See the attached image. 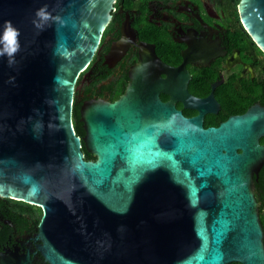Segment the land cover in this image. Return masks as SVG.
<instances>
[{
    "label": "water",
    "instance_id": "obj_1",
    "mask_svg": "<svg viewBox=\"0 0 264 264\" xmlns=\"http://www.w3.org/2000/svg\"><path fill=\"white\" fill-rule=\"evenodd\" d=\"M113 1L0 0V37L6 21L19 32L16 53L0 55V198L40 209L46 264H264L253 180L264 110L204 128L206 101L189 94L188 73L160 80L165 66L141 55L117 100L80 107L76 135V85ZM238 11L264 50V0H239ZM177 101L199 115L185 118ZM14 249L0 264L32 263Z\"/></svg>",
    "mask_w": 264,
    "mask_h": 264
},
{
    "label": "flooded vegetation",
    "instance_id": "obj_2",
    "mask_svg": "<svg viewBox=\"0 0 264 264\" xmlns=\"http://www.w3.org/2000/svg\"><path fill=\"white\" fill-rule=\"evenodd\" d=\"M238 3L239 0H114L111 19L94 57L78 79L73 110L78 107L79 112L85 102L92 100H117L141 55H154L165 66L157 71L160 80H165L167 74L177 80L180 71L188 73L189 94L206 101L204 128H216L252 107L264 110V50L248 34ZM149 71L154 73L155 68ZM159 97L162 103L169 100L164 93ZM174 107L185 118L199 115L197 108L184 107L182 102H174ZM83 136L84 131L80 137ZM259 143L264 146V137ZM263 169L264 164L253 180L255 177L258 214L264 218V190L256 187ZM34 208L37 207L0 198V230L7 231L0 253L17 248L18 254L29 251L31 264H46L36 250L39 220L35 224V218L26 214L37 215Z\"/></svg>",
    "mask_w": 264,
    "mask_h": 264
},
{
    "label": "clouds",
    "instance_id": "obj_3",
    "mask_svg": "<svg viewBox=\"0 0 264 264\" xmlns=\"http://www.w3.org/2000/svg\"><path fill=\"white\" fill-rule=\"evenodd\" d=\"M36 16L41 21H47L49 19V14L45 8H41L36 12ZM40 24H37V27H40ZM18 36L19 32L15 29L10 21L5 22L4 31L2 37H0V43L3 44V50L0 51V55L7 54L9 57H12L18 50ZM11 63V61H10Z\"/></svg>",
    "mask_w": 264,
    "mask_h": 264
},
{
    "label": "trees",
    "instance_id": "obj_4",
    "mask_svg": "<svg viewBox=\"0 0 264 264\" xmlns=\"http://www.w3.org/2000/svg\"><path fill=\"white\" fill-rule=\"evenodd\" d=\"M73 116H74L73 125H74V129H75V133L77 136L80 137L83 134V131H82L81 124L79 122L78 107H76L75 110H73ZM82 152L84 153V159L85 160H94L95 159L94 156L87 153L84 148H82ZM254 180H255V177H254ZM256 187L257 188L259 187L260 190H264V169L260 172V174L258 176V182H256ZM21 209H23V208H21ZM33 210L36 211L37 215H34L33 213H26V214L30 215L33 218V220L35 218L34 223L36 224L40 218L41 211L39 208L38 209L34 208ZM22 211H24V210H22ZM259 220H260V223L262 225L263 232H264V218L261 214L259 215ZM6 233H7V231L0 230V245L4 242Z\"/></svg>",
    "mask_w": 264,
    "mask_h": 264
},
{
    "label": "rangeland",
    "instance_id": "obj_5",
    "mask_svg": "<svg viewBox=\"0 0 264 264\" xmlns=\"http://www.w3.org/2000/svg\"><path fill=\"white\" fill-rule=\"evenodd\" d=\"M78 89V87H76V90Z\"/></svg>",
    "mask_w": 264,
    "mask_h": 264
}]
</instances>
